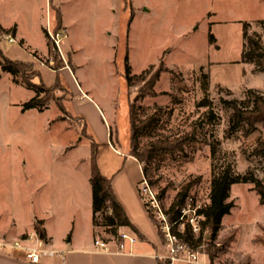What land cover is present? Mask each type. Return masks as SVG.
<instances>
[{
  "label": "rangeland",
  "instance_id": "rangeland-1",
  "mask_svg": "<svg viewBox=\"0 0 264 264\" xmlns=\"http://www.w3.org/2000/svg\"><path fill=\"white\" fill-rule=\"evenodd\" d=\"M262 20L264 0H0V26H16L25 42L8 43L2 35L0 51L12 61H34L41 83L51 87L56 72L45 60L56 54L47 32L64 30L66 39L56 50L66 61L71 56L73 79L104 114L113 146L129 154L131 124L138 130L142 122L140 151L157 140L180 142V150L152 157L145 176L159 196L164 191V208L187 186L188 195L203 207L209 204L210 179L221 169L211 161L213 145L225 161L219 163L232 173L251 172L264 184L263 162L252 155L258 139H264L263 127L249 131L240 124L230 134L233 139L225 138L234 118L227 103L250 108L253 92L245 91L249 86L264 94L263 75L250 73L244 80L242 70L253 65L240 62L247 26L264 51L258 24ZM157 71L154 95L148 96L146 83ZM201 75L208 77L206 95ZM39 78L33 80L37 85ZM239 81L244 88L229 90ZM32 94L0 72V226L12 220L18 227L27 223L29 232L42 230L47 250L56 249L55 244L66 246L68 235L72 244L92 246L96 237L91 233L90 140L81 133L80 122L63 120L52 103L41 113L20 111ZM203 98L206 105L198 106ZM210 113L216 118L209 123ZM184 135L193 140L184 142ZM113 151L98 146L95 162L103 176L115 171L119 158ZM35 184L37 193L32 191ZM228 201L234 207L222 218L218 238L202 244L199 254L208 258L209 249L214 264H264V207L252 184L231 186ZM208 238L206 231L203 240ZM157 239L161 247L164 240Z\"/></svg>",
  "mask_w": 264,
  "mask_h": 264
},
{
  "label": "trees",
  "instance_id": "trees-1",
  "mask_svg": "<svg viewBox=\"0 0 264 264\" xmlns=\"http://www.w3.org/2000/svg\"><path fill=\"white\" fill-rule=\"evenodd\" d=\"M261 30L264 32V20L258 22ZM248 29H245L244 37L245 44L243 45L240 62L253 65L252 73L253 74H263L264 75V51L262 50L261 42L258 40L259 37L256 33L253 36H256L253 40L248 33ZM58 31V30H57ZM9 34L11 37H14V30L11 32L5 31L0 27V36ZM209 42L213 43L214 38L211 34L208 35ZM246 39H248L246 41ZM21 44V43H20ZM50 54V53H49ZM50 56V55H48ZM60 57V58H59ZM54 64L49 66L48 59L45 60V65L50 67L53 71L56 72V81L51 87H45L41 83L39 78V73L33 70V65L31 63L12 61L6 58L0 51V71L2 73H7L10 75L11 80L14 84L23 86L26 90L31 91L33 94L28 101L21 105V111L25 112L28 110H36L37 112H43L46 110L50 104H54L59 112L61 113V118L66 120L68 118L70 122H80L82 125L81 133L85 136V121L83 118H70L63 108V102L70 101L72 95L66 91L60 84L58 78V71L65 67L63 58L59 53H56V57H53ZM167 72V71H165ZM160 72H155L150 81H148L146 92L148 96L154 95V84L158 81ZM202 81L200 88L203 92L207 93L208 88V77L206 75H201ZM39 78L38 85L33 82L34 79ZM129 68L127 67L126 79L128 82L130 79ZM248 92H253L249 95L252 96V103L250 108L240 109L232 102H228L227 105L233 110V122H229V128L225 132V138L233 139L230 137L232 130H235L240 124L246 125L249 131H254L258 126L263 127L264 129V94L261 91H252L251 89L245 90ZM144 92V90L142 91ZM227 94H230L229 91H226ZM57 93L58 95H55ZM139 98L144 97L143 93H138ZM206 99L198 104V106L204 107L206 105ZM216 117L210 113L209 114V123L213 122ZM143 123V122H142ZM142 123L138 124V130L134 129L132 125V133L130 137V148L129 154L131 157L135 158L138 163H143L142 173L144 175L146 171V165L148 161L155 155H159L164 152H173L181 149L180 142L178 141H162L157 140L152 143L149 147H145L142 151L137 146L138 133L141 130ZM87 138V137H86ZM90 156H89V168H90V177L89 184L92 192V228L93 233L98 240L104 244L113 242L116 238V235L120 230H126L131 234H134L138 240H142L143 237L137 231V229L129 222L125 212L122 207L119 205L115 199L112 189H111V180L112 177H105L100 173L99 168L96 165L95 159L98 152V145L91 141L90 138ZM180 139H183L184 142H190L193 140V136L184 135ZM110 142H112V135L110 133ZM216 146L211 147L210 158L213 163L220 164V172L214 175L210 179V190H209V204L204 206L199 214L202 215L203 221L201 222L202 232L207 231L209 233V238L207 241L202 239L200 236L197 239L195 245L191 246L196 248L200 244L206 245L208 241L214 242L218 236V233L221 230V221L222 218L230 213V210L234 207L232 202L228 201L230 188L236 184H252V190L258 196V203L264 206V184L261 180L254 177L253 173L248 172L246 175L234 174L229 169L228 166L223 165L221 162L223 159H220V156H217ZM252 155L258 157L263 162L264 168V139H258L255 147L252 150ZM217 157V158H216ZM218 159V160H217ZM264 181V180H263ZM164 191H162L159 198L162 197ZM188 196V186L183 188L181 192L177 193L168 209L165 211L169 213L173 218L178 212V209L183 204L185 197ZM161 200V199H160ZM164 208V206H163ZM165 209V208H164ZM149 219L153 223L157 235L162 240V236L157 229V223L154 221L151 213L146 211ZM100 229L101 233H97L94 230ZM183 241L190 245L189 240L185 237ZM182 241V242H183ZM163 247V243L161 244ZM208 254H211L212 251L207 250ZM212 255V254H211ZM210 257V255H209ZM161 264H165V261H160ZM212 264V261H211Z\"/></svg>",
  "mask_w": 264,
  "mask_h": 264
},
{
  "label": "crops",
  "instance_id": "crops-1",
  "mask_svg": "<svg viewBox=\"0 0 264 264\" xmlns=\"http://www.w3.org/2000/svg\"><path fill=\"white\" fill-rule=\"evenodd\" d=\"M1 28L8 32L14 30V37L6 34V40L7 38H11L14 42V40L16 39V41L20 40V43L22 45L25 44V42L18 36L16 26ZM34 53H36V51ZM68 56V61H66L67 58L62 55V58L64 62L67 63V65L58 71L59 84L72 95V99L70 101L63 102V108L69 117L84 119L85 137L90 138L91 141H93L98 146L100 144L109 147L110 149L114 150L113 152L118 156L119 159L117 160L114 167L115 171L107 172L105 177H112L111 189L113 195L125 212L129 222L137 229L143 239L138 240L137 243L131 247L130 252L121 253L117 251V248L113 242H110L106 245L105 251L94 247L93 243L95 240L91 242L92 246L90 243L72 244L71 235H68V240H65L66 246L55 244L56 249L54 250L62 252L63 258L59 259V257L56 256H45L41 257L39 264H161V260H157L155 256L163 254L164 249L160 247L159 240L157 239V231L153 223L149 219L143 201L141 200L137 191V183L141 177L139 163L135 158L131 157L128 154L122 153L120 149L115 148L111 144L110 131L107 120L100 108H98L97 104L93 100L89 99L85 94H83L76 85L73 79V74L70 70V67L72 66V59L70 55ZM32 64L35 65V62L33 61ZM242 72L244 74V80L248 77V74L252 76L250 74L252 73L251 66L249 70L246 71V69H243ZM253 75L262 76L263 74ZM262 78L264 81V75L262 76ZM239 88H244L243 84H241V81H239L236 86L230 87L229 90L235 92ZM249 88L254 89L256 88V86H249ZM23 103L20 104V111L21 105ZM56 120L57 115L55 116L53 122H57ZM24 179L26 181L25 184H28V174H26ZM43 180L44 177L39 179L40 182L38 183L37 187L40 186V189L43 188V185L45 183ZM35 187L36 184L32 187V191L36 193L39 192L36 189L37 187ZM222 222L223 220L221 221V230L222 227H224L222 226ZM26 224L18 227L12 220L4 221V226H0V239L11 240L20 238L25 234L30 233L29 231L25 230ZM3 227L5 228L2 229ZM42 227L45 226L43 225ZM92 232L93 228L91 226V233ZM211 254H208L210 255V257L208 256V258L205 257V255H200L199 264H211L213 258L211 257ZM228 258L232 262L234 261V263H239L238 259L232 260L230 257ZM0 262V264H30L26 260H23L21 256L16 254H12L11 256L0 254ZM175 264L189 263L178 262ZM212 264H214L213 261Z\"/></svg>",
  "mask_w": 264,
  "mask_h": 264
},
{
  "label": "built area",
  "instance_id": "built-area-1",
  "mask_svg": "<svg viewBox=\"0 0 264 264\" xmlns=\"http://www.w3.org/2000/svg\"><path fill=\"white\" fill-rule=\"evenodd\" d=\"M47 37L49 43L53 46V53H60L56 49L66 39L64 30L48 31ZM8 42H13V39L7 38ZM61 57L62 54L60 53ZM48 56L47 58H49ZM48 64L53 66V57H50ZM141 177L137 183V191L146 211H149L157 223V229L162 236L164 253L156 255L157 260L165 261V264H175L178 262L199 264L198 249L203 247L202 244L193 248L197 239L202 236L205 238L206 231L202 232L201 222L203 221L202 215L199 211L201 207L195 200V197L188 195L185 197L183 204L178 209V212L172 218L169 213L165 211L168 208H163V204L159 198L158 192L150 183L147 177L142 173V165L139 163ZM44 232L36 230L25 234L24 236L16 239H0V254L10 252L21 256L22 259L28 258L29 263L39 264L41 257L45 256H58L63 258V253L55 250H47L43 248L42 240L44 239ZM187 238L190 245L183 241ZM138 239L134 234L126 230H120L113 241L118 252H130L131 247L137 243ZM183 241V242H182ZM95 248L106 251V245L98 240L93 243Z\"/></svg>",
  "mask_w": 264,
  "mask_h": 264
}]
</instances>
